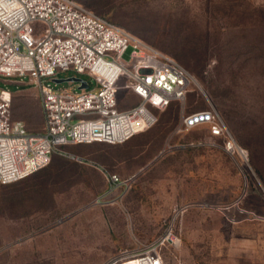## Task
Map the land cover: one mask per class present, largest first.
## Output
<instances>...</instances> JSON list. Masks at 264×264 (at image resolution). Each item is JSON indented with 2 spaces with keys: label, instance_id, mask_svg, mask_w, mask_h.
Masks as SVG:
<instances>
[{
  "label": "rangeland",
  "instance_id": "obj_1",
  "mask_svg": "<svg viewBox=\"0 0 264 264\" xmlns=\"http://www.w3.org/2000/svg\"><path fill=\"white\" fill-rule=\"evenodd\" d=\"M78 1L172 56L195 82L131 142L72 146L83 162L55 154L40 172L0 183V264H106L169 230L181 240L164 248L167 263L264 264V0ZM55 77L96 86L72 69ZM0 87L13 93L12 117L41 131L37 85L18 76L0 77ZM124 98L122 109L137 103ZM208 102L246 158L206 126L182 129ZM105 170L138 173L118 203H94Z\"/></svg>",
  "mask_w": 264,
  "mask_h": 264
},
{
  "label": "built area",
  "instance_id": "obj_2",
  "mask_svg": "<svg viewBox=\"0 0 264 264\" xmlns=\"http://www.w3.org/2000/svg\"><path fill=\"white\" fill-rule=\"evenodd\" d=\"M69 69L90 76L96 86L86 81L87 87L80 88L81 82L70 81L78 86L70 89L50 82L57 72ZM18 76L37 85L44 125L33 131L14 119L13 93L0 87V183L18 181L48 166L55 154L83 162L82 156L65 148L70 144L127 141L152 127L158 110L184 101L195 82L172 56L78 0H0V77ZM125 96L124 101L136 98L137 103L120 108ZM199 126H206L212 137H222L229 154L240 153L212 103L184 116L183 130ZM137 174L124 177L105 170L106 185L94 203L120 202ZM180 240L169 230L142 251L106 264H170L164 248Z\"/></svg>",
  "mask_w": 264,
  "mask_h": 264
},
{
  "label": "trees",
  "instance_id": "obj_3",
  "mask_svg": "<svg viewBox=\"0 0 264 264\" xmlns=\"http://www.w3.org/2000/svg\"><path fill=\"white\" fill-rule=\"evenodd\" d=\"M115 22V21H114ZM117 23V22H116ZM129 30V29H128ZM131 31V30H130ZM132 32V31H131ZM133 33H135V32H133ZM136 35H138L137 33H135ZM139 36V35H138ZM140 37V36H139ZM142 38V37H141ZM142 39H144V38H142ZM145 40V39H144ZM152 45H154V44H152ZM155 46V45H154ZM155 47H157V46H155ZM158 48V47H157ZM160 49V48H159ZM174 102H177V101H174ZM174 102H172L169 106H171ZM168 106V107H169ZM166 109V108H165ZM151 128V127H150ZM29 129V128H28ZM146 131V130H145ZM145 131H143V132H145ZM143 132H140V133H138L137 135H139V134H141V133H143ZM137 135H135V136H133V137H131L130 139H128L127 141H125V142H128V141H130L131 139H133L134 137H136ZM125 142H123V143H125ZM131 142V141H130ZM93 143H96V142H93ZM84 144H91V143H79V144H70V145H67L66 147H67V149H69L70 147H72V146H76V145H84ZM119 144H121V143H119ZM79 147L80 146H76L75 147V149H79ZM69 151V150H68ZM71 152V151H70ZM72 153H74V152H72ZM76 154V153H75ZM63 156V155H62ZM66 157V156H65ZM53 158H54V156L52 157V160H51V162H50V164L53 162ZM76 161V160H75ZM49 164V165H50ZM47 167V166H46ZM46 167H44V168H42V169H40V170H38V171H36V172H34V173H32V174H30L29 176H27V177H25V178H22V179H20V180H18V181H21V180H24V179H26V178H28V177H30V176H32V175H34V174H36V173H38V172H40L41 170H43V169H45ZM112 172H114V171H112ZM18 181H15V182H18ZM15 182H11V183H15ZM11 183H1V184H11Z\"/></svg>",
  "mask_w": 264,
  "mask_h": 264
},
{
  "label": "water",
  "instance_id": "obj_4",
  "mask_svg": "<svg viewBox=\"0 0 264 264\" xmlns=\"http://www.w3.org/2000/svg\"><path fill=\"white\" fill-rule=\"evenodd\" d=\"M55 82L59 83V82H63V81H79L82 83V85L80 86V88H83V87H87V82L86 80L84 79H81V78H77V77H71V78H68V79H60V78H57V79H54Z\"/></svg>",
  "mask_w": 264,
  "mask_h": 264
},
{
  "label": "crops",
  "instance_id": "obj_5",
  "mask_svg": "<svg viewBox=\"0 0 264 264\" xmlns=\"http://www.w3.org/2000/svg\"><path fill=\"white\" fill-rule=\"evenodd\" d=\"M38 92H37V90H36V92H35V97H36V99H37V101H38V103H39V106H40V101H39V98H38V94H37ZM40 109H41V106H40ZM42 118V117H41ZM43 119V118H42Z\"/></svg>",
  "mask_w": 264,
  "mask_h": 264
},
{
  "label": "bare ground",
  "instance_id": "obj_6",
  "mask_svg": "<svg viewBox=\"0 0 264 264\" xmlns=\"http://www.w3.org/2000/svg\"><path fill=\"white\" fill-rule=\"evenodd\" d=\"M239 152L242 153L243 155H245V152L241 150V148H239Z\"/></svg>",
  "mask_w": 264,
  "mask_h": 264
}]
</instances>
